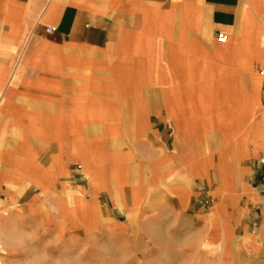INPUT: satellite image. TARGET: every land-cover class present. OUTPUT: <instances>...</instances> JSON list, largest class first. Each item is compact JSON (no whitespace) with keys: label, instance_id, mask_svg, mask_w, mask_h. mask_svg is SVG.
<instances>
[{"label":"crops","instance_id":"crops-1","mask_svg":"<svg viewBox=\"0 0 264 264\" xmlns=\"http://www.w3.org/2000/svg\"><path fill=\"white\" fill-rule=\"evenodd\" d=\"M238 258L264 264V0H0V264Z\"/></svg>","mask_w":264,"mask_h":264},{"label":"built area","instance_id":"built-area-1","mask_svg":"<svg viewBox=\"0 0 264 264\" xmlns=\"http://www.w3.org/2000/svg\"><path fill=\"white\" fill-rule=\"evenodd\" d=\"M52 29L50 28H47L46 31L47 32H50ZM218 41L220 42H224L225 41V37H223L222 35H218Z\"/></svg>","mask_w":264,"mask_h":264},{"label":"rangeland","instance_id":"rangeland-1","mask_svg":"<svg viewBox=\"0 0 264 264\" xmlns=\"http://www.w3.org/2000/svg\"><path fill=\"white\" fill-rule=\"evenodd\" d=\"M238 261H239V262H242V264L245 263V262H244V259H239V258H238Z\"/></svg>","mask_w":264,"mask_h":264}]
</instances>
